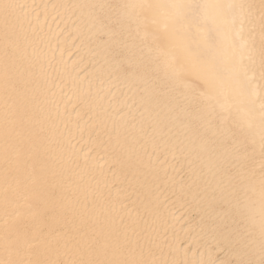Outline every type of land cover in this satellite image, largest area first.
Segmentation results:
<instances>
[{"label": "bare ground", "instance_id": "1", "mask_svg": "<svg viewBox=\"0 0 264 264\" xmlns=\"http://www.w3.org/2000/svg\"><path fill=\"white\" fill-rule=\"evenodd\" d=\"M0 264H264V0H0Z\"/></svg>", "mask_w": 264, "mask_h": 264}]
</instances>
